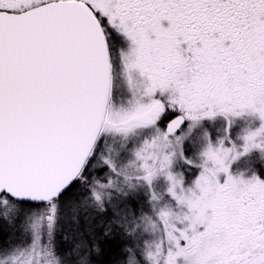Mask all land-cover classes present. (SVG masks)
Listing matches in <instances>:
<instances>
[{"label":"snow or ice","instance_id":"6c2138e0","mask_svg":"<svg viewBox=\"0 0 264 264\" xmlns=\"http://www.w3.org/2000/svg\"><path fill=\"white\" fill-rule=\"evenodd\" d=\"M256 162L264 0H0V264H264Z\"/></svg>","mask_w":264,"mask_h":264},{"label":"rangeland","instance_id":"374dc122","mask_svg":"<svg viewBox=\"0 0 264 264\" xmlns=\"http://www.w3.org/2000/svg\"><path fill=\"white\" fill-rule=\"evenodd\" d=\"M252 159L255 160L256 158L253 157ZM236 167L240 169H244L248 167V161L242 160L238 165H236ZM255 168L258 169L262 175H264V164H261L260 162H256ZM83 217H84V213L82 212L80 223L78 226L79 230L86 232L90 227H93L96 229V232L98 234L99 233V218L89 221V220H85ZM76 227L77 226L72 224L71 221H69L65 225L64 235L68 238V243L74 242ZM58 240H60V237H58Z\"/></svg>","mask_w":264,"mask_h":264},{"label":"flooded vegetation","instance_id":"af4514ba","mask_svg":"<svg viewBox=\"0 0 264 264\" xmlns=\"http://www.w3.org/2000/svg\"><path fill=\"white\" fill-rule=\"evenodd\" d=\"M1 235H3V234H1ZM60 239H61V237H60ZM115 244H116V242H113V244L111 245V247L114 248V247H115ZM107 247H108V246H107ZM110 254H111V253L109 252V253L106 254L105 256L101 257L102 261H104L105 264H106V261H107V256L110 255Z\"/></svg>","mask_w":264,"mask_h":264},{"label":"trees","instance_id":"16d2710c","mask_svg":"<svg viewBox=\"0 0 264 264\" xmlns=\"http://www.w3.org/2000/svg\"><path fill=\"white\" fill-rule=\"evenodd\" d=\"M1 235V234H0ZM105 247H107V246H105ZM108 254V253H107Z\"/></svg>","mask_w":264,"mask_h":264}]
</instances>
